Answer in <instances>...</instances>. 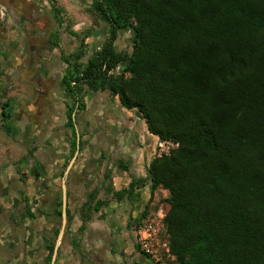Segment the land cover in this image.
Here are the masks:
<instances>
[{"label": "trees", "instance_id": "trees-1", "mask_svg": "<svg viewBox=\"0 0 264 264\" xmlns=\"http://www.w3.org/2000/svg\"><path fill=\"white\" fill-rule=\"evenodd\" d=\"M92 10L109 35L87 62L90 32L63 57L66 91L80 102L107 89L158 140L179 143L147 169L169 192L178 264H264V0H93ZM127 30L131 52H119Z\"/></svg>", "mask_w": 264, "mask_h": 264}, {"label": "crops", "instance_id": "crops-1", "mask_svg": "<svg viewBox=\"0 0 264 264\" xmlns=\"http://www.w3.org/2000/svg\"><path fill=\"white\" fill-rule=\"evenodd\" d=\"M57 2L0 10V264H154L136 227L169 196L148 178L158 137L109 90H86L80 102L66 91L63 57L81 48L79 30L90 32L87 62L109 25L85 16L93 0ZM115 49L131 52V31L119 32Z\"/></svg>", "mask_w": 264, "mask_h": 264}, {"label": "built area", "instance_id": "built-area-1", "mask_svg": "<svg viewBox=\"0 0 264 264\" xmlns=\"http://www.w3.org/2000/svg\"><path fill=\"white\" fill-rule=\"evenodd\" d=\"M178 147L179 143L175 141L159 139L157 156L170 155ZM166 215V207L162 204L153 216L140 222L136 227L138 248L154 264H178L176 256L171 251L169 240L161 236Z\"/></svg>", "mask_w": 264, "mask_h": 264}, {"label": "rangeland", "instance_id": "rangeland-1", "mask_svg": "<svg viewBox=\"0 0 264 264\" xmlns=\"http://www.w3.org/2000/svg\"><path fill=\"white\" fill-rule=\"evenodd\" d=\"M40 2H47L48 4L53 5V8L55 7V5H58L57 0H54V1L53 0H40ZM7 3H9L7 0H0V10H3L6 13V15H8L7 12L9 11V8H8ZM58 8H60V7H58ZM84 14H85V16L88 17L89 20H92L93 21V24L99 23V21H101L100 18H99V16L94 11H92V10L91 11H88V12H86ZM58 16H60L62 19L64 18L65 21L68 18V17L65 18L67 16V14L62 13L61 11L58 13ZM73 17H74L73 18V22L74 23H79V24L82 23V15L81 14L76 15V16L74 15ZM85 21H87V20H85ZM79 31H80L79 38L82 39L87 30L82 29V30H79ZM119 70H121V69L119 68ZM160 206H161V203H159V205L156 207V210ZM164 206L167 208V205L165 203H164ZM46 230H47L46 235L48 237V236H50V230L49 229H46ZM161 236L163 238L169 240V236H168L167 229H166V224L164 226V230H162ZM169 242H170V240H169ZM45 264H47V263H45Z\"/></svg>", "mask_w": 264, "mask_h": 264}, {"label": "flooded vegetation", "instance_id": "flooded-vegetation-1", "mask_svg": "<svg viewBox=\"0 0 264 264\" xmlns=\"http://www.w3.org/2000/svg\"><path fill=\"white\" fill-rule=\"evenodd\" d=\"M8 2L10 3H16L17 0H7ZM28 4H32V2H35V1H27ZM1 14V13H0ZM7 15L5 14L4 17H6Z\"/></svg>", "mask_w": 264, "mask_h": 264}]
</instances>
